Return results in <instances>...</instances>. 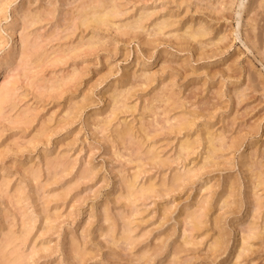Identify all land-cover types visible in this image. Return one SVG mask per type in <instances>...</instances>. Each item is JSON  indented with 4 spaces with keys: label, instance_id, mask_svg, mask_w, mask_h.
<instances>
[{
    "label": "rangeland",
    "instance_id": "rangeland-1",
    "mask_svg": "<svg viewBox=\"0 0 264 264\" xmlns=\"http://www.w3.org/2000/svg\"><path fill=\"white\" fill-rule=\"evenodd\" d=\"M17 24L0 264H264V0H0V55Z\"/></svg>",
    "mask_w": 264,
    "mask_h": 264
},
{
    "label": "bare ground",
    "instance_id": "bare-ground-1",
    "mask_svg": "<svg viewBox=\"0 0 264 264\" xmlns=\"http://www.w3.org/2000/svg\"><path fill=\"white\" fill-rule=\"evenodd\" d=\"M106 16L111 17L112 13L109 12L107 13ZM18 25L19 24L13 25V27L10 28L8 37H6V41H4L7 48L0 55V81L4 75H7V73L11 71L17 59L18 58L22 59L24 57L25 52H26L25 50L29 49V46H30L29 41L26 38L18 37L17 29H16ZM2 46L3 45L0 44V48ZM59 60H61V58L56 57L54 58L53 61H59ZM9 98H10V86L6 83L3 84L0 82V113L4 105L9 101ZM183 149L186 150L187 146H183ZM129 191L130 192L132 191L131 186H129Z\"/></svg>",
    "mask_w": 264,
    "mask_h": 264
}]
</instances>
